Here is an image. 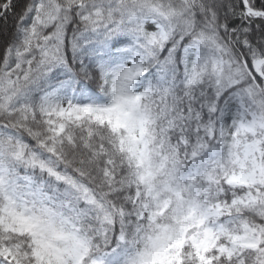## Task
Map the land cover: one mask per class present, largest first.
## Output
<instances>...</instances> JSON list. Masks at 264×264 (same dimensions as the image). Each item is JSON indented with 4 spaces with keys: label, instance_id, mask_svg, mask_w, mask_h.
I'll return each mask as SVG.
<instances>
[{
    "label": "snow or ice",
    "instance_id": "obj_1",
    "mask_svg": "<svg viewBox=\"0 0 264 264\" xmlns=\"http://www.w3.org/2000/svg\"><path fill=\"white\" fill-rule=\"evenodd\" d=\"M0 264H264V0H0Z\"/></svg>",
    "mask_w": 264,
    "mask_h": 264
}]
</instances>
